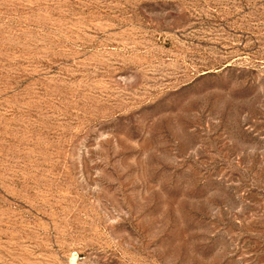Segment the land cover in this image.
Instances as JSON below:
<instances>
[{"label":"rangeland","instance_id":"obj_1","mask_svg":"<svg viewBox=\"0 0 264 264\" xmlns=\"http://www.w3.org/2000/svg\"><path fill=\"white\" fill-rule=\"evenodd\" d=\"M0 264H264V0H0Z\"/></svg>","mask_w":264,"mask_h":264}]
</instances>
